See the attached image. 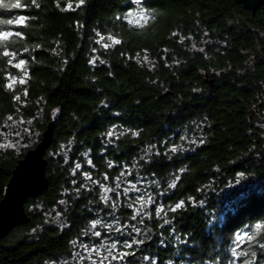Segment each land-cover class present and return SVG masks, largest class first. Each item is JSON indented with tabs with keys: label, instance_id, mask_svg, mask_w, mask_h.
<instances>
[{
	"label": "trees",
	"instance_id": "1",
	"mask_svg": "<svg viewBox=\"0 0 264 264\" xmlns=\"http://www.w3.org/2000/svg\"><path fill=\"white\" fill-rule=\"evenodd\" d=\"M4 2L0 200L53 136L0 264H264V5Z\"/></svg>",
	"mask_w": 264,
	"mask_h": 264
},
{
	"label": "water",
	"instance_id": "2",
	"mask_svg": "<svg viewBox=\"0 0 264 264\" xmlns=\"http://www.w3.org/2000/svg\"><path fill=\"white\" fill-rule=\"evenodd\" d=\"M253 15L258 5H264V0H237ZM51 125L42 132L37 144L30 148L17 160L11 171L9 181L0 200V239L7 235L14 227L23 225L29 221L24 204L28 198L41 195L47 188L45 168L47 160L44 157L46 150L52 141ZM146 235L154 236L149 228ZM151 239H146L141 246L148 247ZM137 251L129 255L135 257Z\"/></svg>",
	"mask_w": 264,
	"mask_h": 264
},
{
	"label": "rangeland",
	"instance_id": "3",
	"mask_svg": "<svg viewBox=\"0 0 264 264\" xmlns=\"http://www.w3.org/2000/svg\"><path fill=\"white\" fill-rule=\"evenodd\" d=\"M144 18V15L142 14V12H138V13H135L134 15H132V18L134 19V20H139V18ZM15 136H16V134H12V136L11 137H9V136H4L3 138H2V142L0 143L1 144V146H8V147H12V148H14L15 150H19L21 147H24L25 146V144L24 143H22V142H20V139H17V138H15ZM94 233H96V232H94ZM109 244H115V242H111V241H109ZM82 255V254H81ZM80 255V256H81Z\"/></svg>",
	"mask_w": 264,
	"mask_h": 264
},
{
	"label": "snow or ice",
	"instance_id": "4",
	"mask_svg": "<svg viewBox=\"0 0 264 264\" xmlns=\"http://www.w3.org/2000/svg\"><path fill=\"white\" fill-rule=\"evenodd\" d=\"M81 2H83V0H81ZM0 7H2V8H9V7H16V8H18V7H20V4H19V2L15 3V4H8V3H5L4 0H0ZM7 23H12V21H7ZM4 35H7V34H4ZM113 42L114 43H119V41H113ZM21 63H23V61H21ZM77 167H79V165H77ZM133 189H135V185H133ZM105 199H107V196H105ZM182 203L183 202L178 203L176 205V208H180L182 206ZM174 210L175 209H173V211ZM96 223H99V221H97ZM93 227H95V224L93 225ZM261 227H262L261 225H257V231H259L261 229ZM95 235L99 236L100 234L97 232V233H95ZM252 238L253 237H251V236L248 237L249 240H251ZM243 239H244L243 236L238 237V240H243ZM126 246L127 247H131V245H126ZM115 247H116V245L115 244H112V248H115ZM233 254L235 255V251L234 250H233ZM125 255H127V254L125 253Z\"/></svg>",
	"mask_w": 264,
	"mask_h": 264
}]
</instances>
